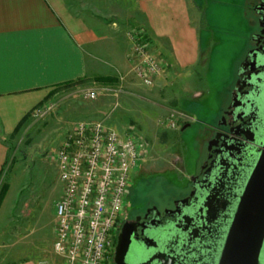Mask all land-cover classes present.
<instances>
[{"label": "rangeland", "instance_id": "rangeland-1", "mask_svg": "<svg viewBox=\"0 0 264 264\" xmlns=\"http://www.w3.org/2000/svg\"><path fill=\"white\" fill-rule=\"evenodd\" d=\"M96 2L79 0L78 9L105 16L109 22L130 17L122 16L124 2L120 0H103L105 6L101 8L94 6ZM242 2L189 0L200 30L199 60L190 68L172 69L164 85L159 81L144 87L131 84L130 90L122 88L117 97L102 91L115 86L110 83L87 81L58 87L47 97L46 104L52 106L48 112L40 117L31 114L16 133L3 139L6 154L0 176V193L4 191L0 204V261L62 264L53 249L55 202L62 190L53 156L77 120L102 118L111 111L116 127H130L139 138L143 157L130 172L123 208L128 206L133 212L150 202L161 206L173 197L167 188L175 175L160 170L173 171L180 166L181 158L190 167L196 162L197 149L203 147L197 138L202 121L210 118L219 105L247 30L244 17L248 7ZM126 21L128 30H140L137 22ZM89 88L99 90L96 100L83 99L82 91ZM123 211L120 220L131 217ZM107 264H113V259Z\"/></svg>", "mask_w": 264, "mask_h": 264}, {"label": "crops", "instance_id": "crops-1", "mask_svg": "<svg viewBox=\"0 0 264 264\" xmlns=\"http://www.w3.org/2000/svg\"><path fill=\"white\" fill-rule=\"evenodd\" d=\"M102 1L94 6H105ZM120 1L124 2L122 16H130L125 18L139 24L136 28L149 39V52L161 61L153 85L157 81L164 85L172 69L190 68L198 62L200 30L189 0ZM78 4L79 0H0V169L6 154L3 139L13 133L23 117L47 105L52 90L77 84L83 78L86 82L114 84L121 90H130L131 84L145 86L130 58L132 41L128 34L132 29H127L126 19L109 22L105 16L81 11ZM110 114L108 111L110 126L129 130L124 125L116 127Z\"/></svg>", "mask_w": 264, "mask_h": 264}, {"label": "flooded vegetation", "instance_id": "flooded-vegetation-1", "mask_svg": "<svg viewBox=\"0 0 264 264\" xmlns=\"http://www.w3.org/2000/svg\"><path fill=\"white\" fill-rule=\"evenodd\" d=\"M242 3L248 7L245 11L248 15L244 17L247 30L219 105L210 118L202 121L197 138L202 140L203 147L197 149L195 164L190 167L185 158H181L180 166H175L173 171L160 170L175 175L167 188L173 197L167 198L161 206L150 202L133 212L125 206L123 214L130 213L131 217L125 216L117 222L118 233L124 222L135 223L132 250L141 256L140 260L164 253L163 258L150 264H164L170 259L159 236L175 231L183 215L194 211L210 222H221L261 149L264 135V0H243ZM219 167L222 170L217 172ZM217 173L224 178L217 182L216 194L202 199L215 182L212 178ZM203 221L196 223L199 225ZM168 246L173 248L171 244ZM112 259L115 264L114 255Z\"/></svg>", "mask_w": 264, "mask_h": 264}, {"label": "built area", "instance_id": "built-area-1", "mask_svg": "<svg viewBox=\"0 0 264 264\" xmlns=\"http://www.w3.org/2000/svg\"><path fill=\"white\" fill-rule=\"evenodd\" d=\"M128 35L135 74L143 85L152 86L161 61L149 52L141 30L132 29ZM102 91L118 96L121 89L104 87ZM98 96V89L82 91L84 100ZM51 108H35L32 115L40 117ZM108 120L106 115L73 122L54 152L62 190L55 202L53 249L63 264H107L114 255L116 225L124 209L130 172L143 152L134 132L119 131Z\"/></svg>", "mask_w": 264, "mask_h": 264}, {"label": "water", "instance_id": "water-1", "mask_svg": "<svg viewBox=\"0 0 264 264\" xmlns=\"http://www.w3.org/2000/svg\"><path fill=\"white\" fill-rule=\"evenodd\" d=\"M219 170L222 169L219 167L217 172ZM220 175L217 173L212 178L215 182L202 199L216 194L217 182L224 178ZM234 197L228 214L219 224L192 211V214L183 215L178 221L181 224L175 225V231L159 236V242L167 249L165 253L170 258L164 264L192 261L195 264H264V135L256 160ZM201 219L204 223L197 225L196 221L201 222ZM134 230V222L123 223L114 250L115 264H150L165 256L164 253H156L149 260H140L141 256L132 250Z\"/></svg>", "mask_w": 264, "mask_h": 264}, {"label": "trees", "instance_id": "trees-1", "mask_svg": "<svg viewBox=\"0 0 264 264\" xmlns=\"http://www.w3.org/2000/svg\"><path fill=\"white\" fill-rule=\"evenodd\" d=\"M145 39V41H149V39H148V37L146 36V38H144ZM100 80H102L103 82H111V81H109L107 78L106 79H104V78H102V79H100ZM80 82H86V79H81L80 81H79V83ZM75 83H69V84H65L64 86H66V85H74ZM30 115H26L25 117H23V119L17 124V126H16V128H15V130L13 131V133L12 134H14V133H16L18 130H19V128L24 124V122L27 120V117H29ZM11 134V135H12ZM163 135V134H162ZM1 169H0V176H1ZM3 194H4V191L2 192ZM2 193H0V204H1V202H2V197H3V194Z\"/></svg>", "mask_w": 264, "mask_h": 264}]
</instances>
